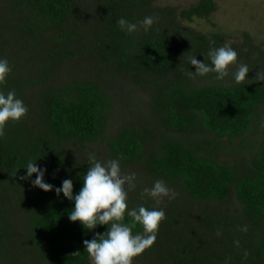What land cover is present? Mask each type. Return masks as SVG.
Listing matches in <instances>:
<instances>
[{
	"label": "trees",
	"instance_id": "trees-1",
	"mask_svg": "<svg viewBox=\"0 0 264 264\" xmlns=\"http://www.w3.org/2000/svg\"><path fill=\"white\" fill-rule=\"evenodd\" d=\"M9 8L6 14L0 11V21L5 18L15 37L6 34L0 22V57L8 59L12 71L0 88L15 89L28 111L19 121L6 122L0 137L2 264H22L23 240L43 264H90L83 241L103 233L106 226L88 230L71 221L73 201L62 192L34 186L35 173L20 177L26 175L27 162L36 160L46 168L45 182L59 187L63 179L71 178L75 194L90 162L72 153L69 145L98 141L110 157L122 156V164L144 159L153 175L179 183L194 199L222 200L234 186L245 218L255 226L259 253L264 247V81L191 86L190 80L201 76L187 74L195 71L189 57L195 54L210 63L207 53L221 46L222 39L176 22L177 17L191 22L208 16L216 9L213 0H199L178 15L173 8L155 7L153 0H94L98 12L96 23L90 22L94 50L86 53L103 67L96 68L97 79L85 76L60 87L51 82L57 66L63 58L75 56L76 46L82 44L78 2L9 0ZM148 15L157 19L147 32L126 33L117 24L120 17L137 22ZM43 49L42 59L50 65L41 74H31L16 56L25 50L26 59L35 60ZM101 73L112 81L117 75L125 77L151 91L147 106L157 118L151 126L132 123L108 132L113 100ZM33 85L41 87L27 92ZM253 129H262V138L248 172L236 179L233 167L219 160L221 141L234 142ZM130 221L125 215L124 222ZM137 231H142L139 225L133 228Z\"/></svg>",
	"mask_w": 264,
	"mask_h": 264
},
{
	"label": "rangeland",
	"instance_id": "rangeland-1",
	"mask_svg": "<svg viewBox=\"0 0 264 264\" xmlns=\"http://www.w3.org/2000/svg\"><path fill=\"white\" fill-rule=\"evenodd\" d=\"M76 1L80 6L77 13V17H80L77 28L81 33L82 44L76 46L75 56L63 58L62 63L57 66L54 80L51 82L59 87L73 80H82L85 76L97 79L99 74L96 68L103 67L98 59L90 58L86 53L94 50L92 44L94 33L90 26V22L96 23L95 18L98 15L93 8L94 0ZM198 1L153 0V5L161 9L173 8L178 15L181 10L188 9ZM213 1L216 9L208 16L195 17L191 22L177 17L176 22L208 37L219 34L222 45L227 44L236 49L237 62L229 66V75L223 79L218 80L215 73H209L191 79L190 85L194 87L236 83L232 79V74L239 63L249 66L247 77L242 82L255 81L256 73L264 70V0ZM1 10L3 14L10 11L9 0H0ZM0 22L4 32L12 34L13 29L8 28L11 26L6 25L4 17ZM13 36H7L8 41H12ZM3 37L5 39V36ZM81 48L85 50L84 53H81ZM46 50H41L38 57H35V60L39 59L38 62L26 59L25 50H20L16 56L29 66L31 74H41L42 68L50 65L49 61L42 59ZM100 79L103 80L106 93L113 100L108 125L110 134L126 124L145 126L148 123L147 126H151L157 119L150 115L147 106L151 91H145L127 78L118 75L112 81L101 73ZM40 87L30 86L27 92H35ZM261 131L262 129H253L234 142L226 139L221 141L222 152L219 160L233 167L236 179L248 172L255 156L256 144L262 138ZM69 150L87 158L90 153H94L101 161L113 159L99 141L84 145L73 143L69 145ZM121 171L125 174L136 173V187L130 189L128 193L129 208L144 204L147 207H162L165 210V218L159 224L155 242L134 257L133 264H264V247L258 250L259 253L255 252L258 248L255 226L245 218L234 186L225 199L198 200L192 198L179 183L153 175L144 159L133 164L121 163ZM157 179L164 180L178 195L172 200L165 197L159 204L146 193L142 195L143 189L150 188ZM20 246L23 248L19 251L23 256L22 264H43L39 256L27 246V242L21 241ZM2 263L3 260L0 259V264Z\"/></svg>",
	"mask_w": 264,
	"mask_h": 264
},
{
	"label": "clouds",
	"instance_id": "clouds-1",
	"mask_svg": "<svg viewBox=\"0 0 264 264\" xmlns=\"http://www.w3.org/2000/svg\"><path fill=\"white\" fill-rule=\"evenodd\" d=\"M157 17L145 16L142 20L133 22L125 17H120L117 24L122 31L133 33L143 29L147 32L156 22ZM208 59L210 63L197 58L193 54L189 62L195 66V71L187 74L204 76L215 73L216 79H223L229 75L230 65L236 64L238 53L230 45H221L209 49ZM12 71L10 62L5 57H0V85L6 81V77ZM249 72V66L239 63L232 79L236 83L244 81ZM257 81H264V70L256 73ZM27 105L16 94L15 89L5 92L0 88V137L5 134L4 125L9 120L19 121L27 114ZM113 158L107 161L97 159L94 153H90V162L83 176V183L78 192L73 193V181L71 178L62 180L61 185L56 187L44 181L46 168L29 160L26 164V175L20 179H28L33 173L35 179L31 180L34 186L44 191L55 190L57 194L74 202L69 212L71 221H79L88 230L97 225H105L103 233H94L91 239L83 241L90 264H133V258L141 254L145 249L153 245L157 238L160 222L165 218V210L162 207H147L140 204L129 208L128 193L136 187V173H122L121 159ZM146 193L156 204L161 203L165 197L174 199L178 194L169 188L162 179L153 182L150 188H144L142 195ZM125 215L131 218L130 223H125ZM139 225L142 231L133 232V228Z\"/></svg>",
	"mask_w": 264,
	"mask_h": 264
}]
</instances>
